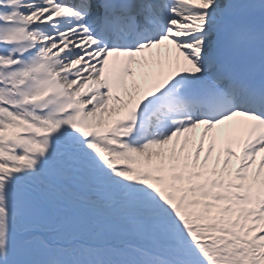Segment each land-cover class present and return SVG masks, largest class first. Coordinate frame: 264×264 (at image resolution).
I'll use <instances>...</instances> for the list:
<instances>
[{
    "label": "snow or ice",
    "instance_id": "6c2138e0",
    "mask_svg": "<svg viewBox=\"0 0 264 264\" xmlns=\"http://www.w3.org/2000/svg\"><path fill=\"white\" fill-rule=\"evenodd\" d=\"M0 264H264V0H0Z\"/></svg>",
    "mask_w": 264,
    "mask_h": 264
}]
</instances>
